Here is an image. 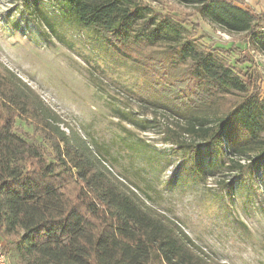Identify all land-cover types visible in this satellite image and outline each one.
Segmentation results:
<instances>
[{
    "label": "trees",
    "instance_id": "1",
    "mask_svg": "<svg viewBox=\"0 0 264 264\" xmlns=\"http://www.w3.org/2000/svg\"><path fill=\"white\" fill-rule=\"evenodd\" d=\"M22 1L50 33L61 38L63 28L89 36L128 63L144 79L151 97L145 104L181 120L162 133L181 159L196 164L200 151L212 148L229 170L262 167L259 75L251 71L245 81L214 49L200 50L182 23L199 16L225 32L242 33L264 56V15L233 0H174L192 8L179 16L138 0H45L56 17L41 0ZM233 94L240 100L227 106ZM18 117L33 121L40 140L29 141L15 129ZM61 123L24 82L0 72V232L26 264H225L148 206L77 129L66 132Z\"/></svg>",
    "mask_w": 264,
    "mask_h": 264
},
{
    "label": "rangeland",
    "instance_id": "2",
    "mask_svg": "<svg viewBox=\"0 0 264 264\" xmlns=\"http://www.w3.org/2000/svg\"><path fill=\"white\" fill-rule=\"evenodd\" d=\"M138 1L164 15L192 11L174 0ZM41 2L57 17L52 3ZM182 25L200 50L214 49L245 81L251 71L258 74L264 97V56L242 33L225 32L199 16ZM59 32L61 38L29 16L22 0H0V72L24 82L60 116L63 130L77 129L114 175L174 220L211 260L264 264V167L229 170L212 148L200 151L196 164L181 159L162 135L165 126L176 129L181 120L145 104L151 97L144 79L91 37ZM239 100L230 95L227 106ZM14 127L29 141L40 140L31 119L18 117ZM10 241L0 232L1 264H26Z\"/></svg>",
    "mask_w": 264,
    "mask_h": 264
},
{
    "label": "crops",
    "instance_id": "3",
    "mask_svg": "<svg viewBox=\"0 0 264 264\" xmlns=\"http://www.w3.org/2000/svg\"><path fill=\"white\" fill-rule=\"evenodd\" d=\"M233 2L255 14L264 15V0H233Z\"/></svg>",
    "mask_w": 264,
    "mask_h": 264
},
{
    "label": "built area",
    "instance_id": "4",
    "mask_svg": "<svg viewBox=\"0 0 264 264\" xmlns=\"http://www.w3.org/2000/svg\"><path fill=\"white\" fill-rule=\"evenodd\" d=\"M262 30L264 31V27L262 28ZM1 259H2V257L0 256V264L2 263Z\"/></svg>",
    "mask_w": 264,
    "mask_h": 264
},
{
    "label": "snow or ice",
    "instance_id": "5",
    "mask_svg": "<svg viewBox=\"0 0 264 264\" xmlns=\"http://www.w3.org/2000/svg\"><path fill=\"white\" fill-rule=\"evenodd\" d=\"M261 166L264 167V162H261Z\"/></svg>",
    "mask_w": 264,
    "mask_h": 264
}]
</instances>
